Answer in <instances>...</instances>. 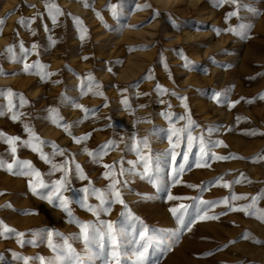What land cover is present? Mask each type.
<instances>
[{"label": "rangeland", "instance_id": "1", "mask_svg": "<svg viewBox=\"0 0 264 264\" xmlns=\"http://www.w3.org/2000/svg\"><path fill=\"white\" fill-rule=\"evenodd\" d=\"M243 1L0 0V264H264V0ZM53 164L69 211L42 198Z\"/></svg>", "mask_w": 264, "mask_h": 264}, {"label": "snow or ice", "instance_id": "2", "mask_svg": "<svg viewBox=\"0 0 264 264\" xmlns=\"http://www.w3.org/2000/svg\"><path fill=\"white\" fill-rule=\"evenodd\" d=\"M232 2L235 3L236 0H232ZM53 7H55V6H53ZM112 7H113V9L115 10V5H113ZM57 12H59L58 9H57ZM236 15H237V12H235V11L229 13V16H236ZM53 22L55 23V18H54V17H53ZM3 23H4V21H3V20H0V24H3ZM19 23H24V21L21 20V21H19ZM230 31H234V30H231V29H230ZM237 34H238V33H237ZM83 38H84V37L81 36V39H83ZM53 43H55V41H53ZM35 47H36V45L33 44V48H35ZM6 51H7V52H11L12 49H11V48H8ZM85 59H86V58H85ZM9 91H10V90H9ZM52 111L55 112L54 109H53ZM0 115H3V113H0ZM12 119H16V117L13 116ZM189 123L191 124L192 122L189 121ZM0 135H2V134H0ZM6 139H7V142L11 145V144H14V142L17 141V140L19 139V137H7ZM188 139H189V143H190V146H191V142L193 141L194 138L191 136V134H189ZM76 142L79 143V140H77ZM11 150H12L13 153L16 152V148H15V147H12ZM37 150H38V149H37L36 147L33 148V151H37ZM103 151H105V148H104L103 146H101V152H103ZM201 151L203 152V148L201 149ZM60 154L63 155V152H61ZM88 154H89V155H92V153H88ZM54 155H55V153H54ZM97 157H99V154H97ZM41 158L44 159L46 163L49 162V158L45 157V156L43 155V153H41ZM221 159H226V157H225V158H221ZM19 163L22 165V170L19 171V173H14V174H20V175L28 176V175H31L32 172L35 171V170L32 168L30 162H28V161H23V162H19ZM2 166H3V161H0V167H2ZM198 166H200V165H198ZM11 167H12V166L9 165V168H11ZM105 167H111V166H107V165H106ZM53 170H54V171H55V170H59V171H62V172H66V175H65V177H64L63 179H58V180H56V181L54 182V184L51 186V187L55 190L54 193H53V192H49L47 195H43V194H41V195H42V198H44V199H48L49 202H52L53 195H55V197L58 198V199L61 201V206L64 208V210H65V211H69V209H68V207H67V205H68V200L62 196L61 191H62V190H66V184L68 183V180H67V171H70V170H66V168H65L64 166L57 165V164H53ZM75 171H76L77 173H79L81 179H85V178H86V177L84 176V173H83V170H82L81 165H79L78 163L75 164ZM50 174H51V173H50ZM120 174H121V175L123 174V170H121V173H120ZM35 175H36L37 177H39V176H40V173H39L38 171H35ZM105 176L107 177V173H105ZM237 182H238V181H237ZM117 183H119V181H114V182L109 186V188L106 190V193H102V194H101L100 199H101V203H102V204L105 202L106 199H109V200H110L112 197L115 198V201H116V202H119L120 204H124V201H123V199L121 198V193H120L118 190H115V185H116ZM39 187H40V188H49L50 186H49L48 184L43 183V181H41L40 184H39ZM82 191L87 192L88 189L85 188V189H82ZM33 192H34V194H38V193H36V190H35V189H33ZM170 198H171V197H170ZM235 198H236V197H233V199H235ZM253 200H255V198H253ZM210 203H211V202H209V201H203V200H201V204H203V205H208V204H210ZM125 207H127V206L125 205ZM184 207H185V206L182 205V206H181V209H183ZM89 210H92V209L89 208ZM105 210H106V209H105ZM172 211H173V213H175V212H176V209H172ZM69 214H70V212H69ZM94 214H95V212H94ZM213 218H214V217H213ZM177 219L179 220V222H180L181 225H183V224L185 223V219H184V216H183L182 212H181L180 215L177 216ZM0 223H2V222H0ZM88 227H89V225H86V224H85V225H81V232H82V234L84 235L85 240L88 239ZM107 227H108L109 230L112 229V225H111L110 223L107 225ZM5 230H6V231H12L11 229H7L6 226H5ZM20 235H23V234H20ZM57 235H59V234H57ZM141 235H142V237H143V233H142ZM113 242L115 243V236H113ZM48 243H49V246H50V247H55V246L52 244V234H51V233L48 234ZM146 250H147V249H145V251H146ZM114 255H115V253H114ZM144 259H145V252H144V251L139 252V253H138V264H143V260H144ZM25 264H27V262H25Z\"/></svg>", "mask_w": 264, "mask_h": 264}, {"label": "bare ground", "instance_id": "3", "mask_svg": "<svg viewBox=\"0 0 264 264\" xmlns=\"http://www.w3.org/2000/svg\"><path fill=\"white\" fill-rule=\"evenodd\" d=\"M242 3H243V6H244V7H247V6H251V5H252L248 0H244ZM242 12H243V15H244V16L247 15V14H246V10H243ZM216 140H217V138H214L213 143H215ZM166 154H167V153H166V149H164V150L161 151V153L159 154L158 158H159L160 160H165V158H166Z\"/></svg>", "mask_w": 264, "mask_h": 264}]
</instances>
